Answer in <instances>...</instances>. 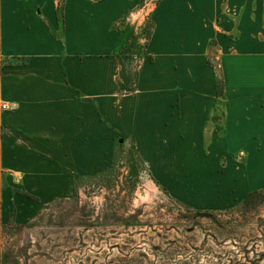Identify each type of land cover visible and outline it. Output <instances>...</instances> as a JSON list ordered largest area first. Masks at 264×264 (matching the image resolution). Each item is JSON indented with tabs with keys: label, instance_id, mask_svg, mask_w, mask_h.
<instances>
[{
	"label": "crops",
	"instance_id": "obj_1",
	"mask_svg": "<svg viewBox=\"0 0 264 264\" xmlns=\"http://www.w3.org/2000/svg\"><path fill=\"white\" fill-rule=\"evenodd\" d=\"M146 1L0 0L1 192L48 201L105 143L168 142L206 121L222 97L205 63L214 41L227 124L245 122L264 142V0H159L151 10ZM136 11L153 25L132 52L122 19ZM7 199L20 222L40 208ZM5 200L0 219L11 214Z\"/></svg>",
	"mask_w": 264,
	"mask_h": 264
},
{
	"label": "rangeland",
	"instance_id": "obj_2",
	"mask_svg": "<svg viewBox=\"0 0 264 264\" xmlns=\"http://www.w3.org/2000/svg\"><path fill=\"white\" fill-rule=\"evenodd\" d=\"M158 1L144 3L151 10ZM142 12L122 19L132 52L152 30ZM213 45L205 63L212 94L222 97L190 132L162 143H105L84 174L73 175V188L48 201L0 191L40 204L20 222L10 199L0 198V208L4 200L11 208L0 219V264H264V196L244 203L248 192L264 190V142L248 136L245 122L228 126L224 51Z\"/></svg>",
	"mask_w": 264,
	"mask_h": 264
},
{
	"label": "trees",
	"instance_id": "obj_3",
	"mask_svg": "<svg viewBox=\"0 0 264 264\" xmlns=\"http://www.w3.org/2000/svg\"><path fill=\"white\" fill-rule=\"evenodd\" d=\"M24 194L28 197L34 198V196H32L31 194H28L26 192ZM257 196H264V190L259 189L248 192L244 198V203L248 204L249 202L256 201V199L258 198Z\"/></svg>",
	"mask_w": 264,
	"mask_h": 264
},
{
	"label": "built area",
	"instance_id": "obj_4",
	"mask_svg": "<svg viewBox=\"0 0 264 264\" xmlns=\"http://www.w3.org/2000/svg\"><path fill=\"white\" fill-rule=\"evenodd\" d=\"M2 107H3V108H5V107H6V105H5V104H3V105H2Z\"/></svg>",
	"mask_w": 264,
	"mask_h": 264
}]
</instances>
